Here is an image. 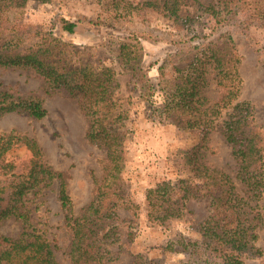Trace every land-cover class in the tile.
Here are the masks:
<instances>
[{"label":"trees","instance_id":"trees-1","mask_svg":"<svg viewBox=\"0 0 264 264\" xmlns=\"http://www.w3.org/2000/svg\"><path fill=\"white\" fill-rule=\"evenodd\" d=\"M34 1L42 5L54 3V0ZM95 1L103 4V23L122 32L116 49L117 61L129 72V83H134L128 88L129 93L137 87L142 92L153 89L140 64L144 50L141 41L149 36L131 28L120 31L117 25L120 19L131 20L151 10L171 21L178 30H193L196 18L213 19L216 24L238 15L244 21H264V0H212L209 5L199 7L201 13L197 17L184 13L183 0ZM28 2L0 0V68L35 75L42 80L46 95L61 92L76 99L88 122L86 138L105 157L100 163L101 177L93 175L94 195L82 213L76 215L67 189L68 176L44 162L39 143L15 131L0 135V225L10 218L21 225L17 236L0 231V264H60L57 246L39 216L43 193L52 187L69 234L70 264H110L119 257L111 247L120 242V229L125 221L118 210L124 208L138 216L140 208L124 195L125 147L121 130L128 110L124 107L125 100L117 97L119 72L104 63L95 64L84 50L55 36L54 30L75 32L80 22L75 15H55L51 28L32 25L23 17ZM207 39L204 36L194 43L190 49L194 54L184 67L174 65V82L166 90L165 104L160 110L164 118L174 117L180 129L201 131L202 143L185 152L190 175L149 189L145 210L151 224L169 226L191 213L189 200H208L209 214L197 227L201 241H191L190 259L184 264H199L197 254L201 251L218 255L224 264H248L247 260L264 255V249L258 245L264 228L263 136L255 124L254 106L239 101L242 80L234 47L205 43ZM229 43L233 41L229 39ZM158 69L160 84L165 85L164 66ZM139 73L144 74L141 80ZM209 74L222 90L221 98L213 104L204 95ZM12 113H25L41 120L48 111L41 95L35 92L22 95L0 84V118ZM214 130L220 131L232 148L237 165L235 179L241 189L229 175L203 161L207 135ZM20 148L26 150V159L21 162L10 159L9 155ZM131 264L156 263L137 254Z\"/></svg>","mask_w":264,"mask_h":264},{"label":"rangeland","instance_id":"rangeland-1","mask_svg":"<svg viewBox=\"0 0 264 264\" xmlns=\"http://www.w3.org/2000/svg\"><path fill=\"white\" fill-rule=\"evenodd\" d=\"M211 1L183 0L182 9L186 15L197 17L201 13L199 7L207 6ZM103 13V4L95 0H54L49 5L29 0L23 10V17L32 25L51 28L55 15H75V20L80 21L75 32L67 34L54 30L55 36L84 50L95 64L104 63L115 67L119 72L117 80L120 87L117 97L125 100L124 107L128 110L121 130L125 147L124 195L140 208L138 216H133L124 208L118 210L125 221L120 229V242L111 247L114 254L119 253V257L110 264H131L132 257L137 254L156 264H184L190 259L192 242L201 241L197 227L209 214V201L189 200L191 213L169 226L151 224L145 210L146 193L149 189L166 181L177 182L190 175L185 152L202 143L204 135L197 130H182L174 123V117L167 119L160 113L165 104L166 90L174 82L173 67H184L194 54L190 53V49L204 36L208 38L205 43L216 42L223 48L232 45L242 80L239 101H248L254 106L255 124L262 133L264 145V21H244L245 18L238 15L235 19L216 24L213 19L196 18L193 30H178L171 21L151 10L144 11L131 20L120 19L117 23L120 31L131 28L149 36L148 40L141 41L144 50L140 64L153 89L142 92L137 87L129 93L128 88L130 85L133 87L134 83H129V72L120 67L117 61V44L123 35L103 23ZM229 39L233 43H229ZM162 65L165 85L160 84L158 68ZM144 74H138L140 80ZM208 81L204 95L213 104L221 98L222 90L217 87L212 74H209ZM0 84L22 95L35 92L44 98L48 111L45 118L36 120L25 113L5 115L0 118V135L15 131L34 138L42 148L44 162L55 171L64 172L68 176V193L76 215H80L94 195L93 175L101 177L100 163L105 154L87 140L88 122L77 100L61 92L46 95L42 80L23 71L0 68ZM205 147L207 149L203 161L229 175L237 182V188L241 189L240 183L235 179L237 165L232 148L221 132L211 131L207 135ZM27 156L26 150L20 148L11 153L9 158L21 162ZM43 196L44 204L39 216L46 223L48 235L57 246V260L60 264H70L67 256L69 234L63 224L55 187L44 191ZM261 206L264 214V196ZM0 231L8 236H17L21 225L10 218L0 225ZM260 234L258 245L264 249V228ZM197 256L199 264H224L216 254L201 251ZM247 263L264 264V255L247 260Z\"/></svg>","mask_w":264,"mask_h":264}]
</instances>
